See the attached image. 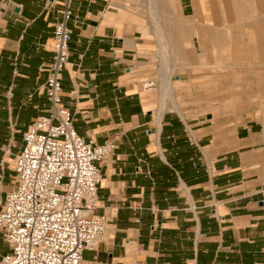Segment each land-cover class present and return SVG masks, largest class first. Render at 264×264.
I'll use <instances>...</instances> for the list:
<instances>
[{
    "label": "crops",
    "instance_id": "obj_1",
    "mask_svg": "<svg viewBox=\"0 0 264 264\" xmlns=\"http://www.w3.org/2000/svg\"><path fill=\"white\" fill-rule=\"evenodd\" d=\"M149 5L147 17L127 0H71L64 108L87 141L103 145L121 135L101 166L95 215L108 230L81 264H264V106L225 116L166 108L179 107L175 86L188 83L191 69L206 83L215 76L202 71L247 53L264 72V0ZM66 6L0 0V146L18 135L9 153L0 150V205L15 187L24 134L48 114L45 69ZM249 32L254 43L246 52L239 38ZM144 69L160 72V108L148 89L155 83L142 90ZM9 252L0 233V264Z\"/></svg>",
    "mask_w": 264,
    "mask_h": 264
},
{
    "label": "built area",
    "instance_id": "obj_2",
    "mask_svg": "<svg viewBox=\"0 0 264 264\" xmlns=\"http://www.w3.org/2000/svg\"><path fill=\"white\" fill-rule=\"evenodd\" d=\"M7 1V0H5ZM71 0L54 31V59L48 72V114L31 123L15 159L16 181L0 205V233L10 248L1 264H81L108 230L95 215L106 164L121 135L103 145L79 135L64 108L63 73L70 63Z\"/></svg>",
    "mask_w": 264,
    "mask_h": 264
},
{
    "label": "rangeland",
    "instance_id": "obj_3",
    "mask_svg": "<svg viewBox=\"0 0 264 264\" xmlns=\"http://www.w3.org/2000/svg\"><path fill=\"white\" fill-rule=\"evenodd\" d=\"M149 1L151 0H127V7L137 14L143 13L147 17H150L151 9ZM114 2L118 4L119 0H114ZM263 19L259 20V23L264 27ZM136 24H139V22H136ZM247 33H243V37L241 39L239 38V40L241 47L245 49L246 52H250V50H252L254 38L252 39L251 32H249L250 37L247 36ZM256 44L255 42V46ZM261 50L262 48L260 46V51ZM225 56H228V54L224 55V57ZM260 63L261 60L254 59L247 53H244L242 58L239 60L237 59V61L232 59L225 60L224 63L216 64V66H220L217 69L202 71L203 73L206 72L210 74L211 77L215 76L214 79H208L206 83L199 81V70L191 69L188 72L186 71L188 74L186 76L188 83L183 87L178 84L175 86V96L178 99L177 102L179 103V107L170 104L166 108L167 110L181 111L184 113L192 110H201L202 112L212 113L214 116H225L242 114L257 106L263 107L264 80L261 76L264 72L259 70L258 66H260ZM250 64H254L255 68L248 67ZM143 72L142 90L147 91L145 88L146 84L155 83V86L148 87V89H152V98L156 106L160 108V72L156 69L150 71L144 69ZM151 78H157V80ZM199 98H207V100H199ZM14 137L18 138V135H14L13 132H11L8 137L7 145L0 146V150L3 151V154L6 155L9 153L8 151L12 145L11 143L15 141ZM18 155L19 154H17L16 157ZM10 175L12 176L11 173ZM13 183L12 181V185Z\"/></svg>",
    "mask_w": 264,
    "mask_h": 264
},
{
    "label": "bare ground",
    "instance_id": "obj_4",
    "mask_svg": "<svg viewBox=\"0 0 264 264\" xmlns=\"http://www.w3.org/2000/svg\"><path fill=\"white\" fill-rule=\"evenodd\" d=\"M162 68H163V66H162ZM162 71H164V70L162 69ZM163 81H164V84H163L164 85V94L169 96L170 93L172 92V90H171L170 82L168 80V73H167V71L165 73V79Z\"/></svg>",
    "mask_w": 264,
    "mask_h": 264
}]
</instances>
